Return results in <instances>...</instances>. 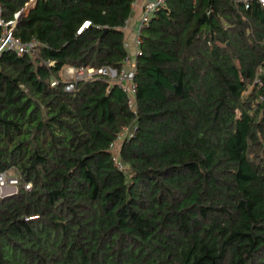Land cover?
<instances>
[{
    "label": "trees",
    "instance_id": "obj_1",
    "mask_svg": "<svg viewBox=\"0 0 264 264\" xmlns=\"http://www.w3.org/2000/svg\"><path fill=\"white\" fill-rule=\"evenodd\" d=\"M131 10L36 0L14 29L31 52L0 53V172L20 181L0 264H264V6L165 0L139 31L135 112L109 77L64 90L63 67L119 72Z\"/></svg>",
    "mask_w": 264,
    "mask_h": 264
},
{
    "label": "built area",
    "instance_id": "obj_2",
    "mask_svg": "<svg viewBox=\"0 0 264 264\" xmlns=\"http://www.w3.org/2000/svg\"><path fill=\"white\" fill-rule=\"evenodd\" d=\"M36 0H29L24 4V6L14 13L11 19H6L4 17V9L0 2V53L3 50H13L17 55H22L31 52L35 42L31 40L30 42H22L19 38L14 36V29L18 20L25 14L28 8L34 5ZM138 0H132V5ZM141 13L139 17V22L135 28V43L136 46L139 43V31L144 26H146L153 15L163 4L165 0H142ZM244 3V7H249L250 0H241ZM260 4L264 6V0H257ZM127 21V20H126ZM126 23V22H125ZM88 23H85L86 26ZM126 46V45H125ZM137 53V52H136ZM260 71V70H259ZM71 81L67 82L64 86V90L71 91L74 88V83L78 80H88L93 77H109L114 80V83L122 90L126 96V103L129 109L133 112L136 110L135 106V84L133 82L134 76V65L130 64L129 55L123 60V66L118 73L115 70L107 67L101 66L98 68L93 67H78L71 68ZM56 80L52 82L55 84ZM261 85V82H258ZM136 126L129 125L122 129V131L117 135L116 139L110 144V150L113 153L114 164L122 169L123 166L120 162L119 156L117 154L118 145L124 139L129 138L134 133ZM31 187L30 183H24L23 189L29 190ZM20 190V181L14 175L11 170H6L0 172V199L4 197H9L16 195Z\"/></svg>",
    "mask_w": 264,
    "mask_h": 264
},
{
    "label": "crops",
    "instance_id": "obj_3",
    "mask_svg": "<svg viewBox=\"0 0 264 264\" xmlns=\"http://www.w3.org/2000/svg\"><path fill=\"white\" fill-rule=\"evenodd\" d=\"M142 3V0H138L135 4L132 5L130 17L128 18L125 23V26L122 29L124 32V41L128 50L131 65H134V58L137 52V46L135 43V28L139 22ZM64 68H67L68 72H70V69L72 67Z\"/></svg>",
    "mask_w": 264,
    "mask_h": 264
},
{
    "label": "rangeland",
    "instance_id": "obj_4",
    "mask_svg": "<svg viewBox=\"0 0 264 264\" xmlns=\"http://www.w3.org/2000/svg\"><path fill=\"white\" fill-rule=\"evenodd\" d=\"M60 77L65 81V80H69L71 78V73L68 72L67 68H62V70L60 71Z\"/></svg>",
    "mask_w": 264,
    "mask_h": 264
},
{
    "label": "water",
    "instance_id": "obj_5",
    "mask_svg": "<svg viewBox=\"0 0 264 264\" xmlns=\"http://www.w3.org/2000/svg\"><path fill=\"white\" fill-rule=\"evenodd\" d=\"M28 10H29V8L27 9V11H28ZM27 11H26V12H27ZM26 12H25V13H26ZM23 15H24V14H23Z\"/></svg>",
    "mask_w": 264,
    "mask_h": 264
}]
</instances>
